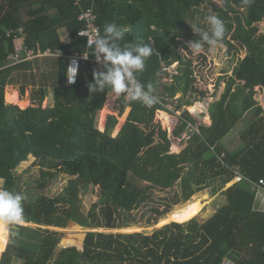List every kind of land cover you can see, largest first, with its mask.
<instances>
[{
	"label": "trees",
	"instance_id": "1",
	"mask_svg": "<svg viewBox=\"0 0 264 264\" xmlns=\"http://www.w3.org/2000/svg\"><path fill=\"white\" fill-rule=\"evenodd\" d=\"M204 1L210 0H81V7L93 5L101 35L106 24L116 23L126 29L121 46L143 41L154 49L137 78L146 88L152 85V95L161 104L147 107L121 94L117 115L108 114L100 130L97 116L112 90L89 92L93 71L88 63L79 68L75 84L66 83L68 56L86 48L85 38L78 36L84 27L78 20L80 7L74 0H0V179L2 188L25 196L23 222L45 227L19 225L4 251L0 246V264H221L223 258L234 264H264V208L251 190V181H264V108L256 99V88L264 90V33L258 29L264 22V0H217V15L226 26L219 44L236 61L231 74L225 73L223 93L208 105V126L198 124L185 109L193 105L191 98L198 91L191 61L180 51L186 41L200 39L189 19ZM15 35L23 36L28 47L60 49L64 56L6 65L7 56L18 47ZM174 63L176 73L156 94L158 81L167 77L162 68ZM10 85H18L21 94L30 87L28 106L21 108L18 91L10 99L18 96V102L5 101ZM169 99L176 101L175 110L184 107L171 135L180 138L188 123L197 128L178 152L171 151L172 140L155 118L166 126L162 111L170 113L165 107ZM169 120L172 125L174 119ZM240 121L245 127L229 144L227 136ZM29 156L41 167L34 192L18 187L15 173ZM237 173L242 179L221 191L224 201L204 220L170 222L151 234L96 230L128 227V213L147 203L153 189L171 192V204H178L208 188L215 194ZM58 174L69 177L59 194L36 192ZM216 180L221 183L217 187ZM96 186L98 200L84 213L79 196ZM68 224L75 228V237L62 239L63 231L48 228ZM6 226L0 222V229ZM81 227L89 229L84 237ZM60 241L83 243L81 250H56Z\"/></svg>",
	"mask_w": 264,
	"mask_h": 264
},
{
	"label": "rangeland",
	"instance_id": "2",
	"mask_svg": "<svg viewBox=\"0 0 264 264\" xmlns=\"http://www.w3.org/2000/svg\"><path fill=\"white\" fill-rule=\"evenodd\" d=\"M221 4L217 0H210V1H204L200 5V12L196 13L193 18L189 19V23L192 25L193 29L196 31V28H200L201 30L207 29L208 25L206 23V16L215 14L216 7H220ZM204 27V28H203ZM260 32L264 33V22L259 23L258 27ZM64 39V37H63ZM189 41L185 42V46L180 48V51L182 54L188 58L191 61V69H192V75L194 78L193 86L196 88L198 92L193 93V96L191 100L193 101V107H196L198 105L202 106L201 111L198 114H193L189 107H186L185 109L193 115L199 123L207 124V122L204 120L205 113H207L206 109H208V105L212 103L213 101L217 100L220 95L223 93L225 88V81L227 76L225 75L231 74L232 66L234 65L236 59H233L231 55H227L225 53V46L222 44H218L215 48H212L210 46H204L202 47L199 52L191 51L189 50ZM244 50L239 51V56H244ZM237 56V55H236ZM175 71L177 68V64H173ZM172 69V66L168 69V72ZM218 78H223L220 80V83L218 86L216 85V82ZM166 76L163 75L161 79L158 81V86L156 94H160L162 92L161 90V84L164 83L166 80ZM9 88V89H8ZM11 86H7L5 88L4 94H5V101L7 103L10 99H7L8 93L11 94ZM15 89L19 90L18 87ZM9 90V92H8ZM256 99L259 101V103L264 108V90L259 91L258 88H256ZM200 92H203L204 94H201ZM25 94V92H24ZM23 94V95H24ZM12 96V95H11ZM113 93L112 91L107 95V99L103 105V109L107 107L108 103H112L113 99ZM179 94L176 95L178 97ZM21 99H23L22 107L24 108L28 106L25 105V101L23 96H20ZM48 100H50V95L48 96ZM18 102V100L14 101ZM48 103V102H47ZM116 105L114 107L115 114L117 115V109H118V103L115 101ZM195 103V104H194ZM18 105V104H17ZM176 101L175 100H168L165 104V107L170 111V113L162 111L163 117L166 118L163 121L165 123L170 122V116L174 119L173 124L170 126H164L162 122L157 118L156 120L159 121L162 128L166 129L170 139L172 140V146L171 151L172 152H178L182 147H184L185 142L184 139L179 140L178 138H173L171 135V132L173 128L175 127L178 115L183 111L184 107L181 110H175ZM128 109V108H127ZM102 110L99 111L97 116V126H100V118L102 115ZM106 113V112H105ZM165 113L167 115H165ZM110 113H107V115ZM168 114L170 116H168ZM106 115V116H107ZM105 116V114H104ZM126 111L122 114V116L119 117L118 124H122L125 120ZM201 117V118H199ZM207 118V117H206ZM104 119V118H103ZM208 120V118H207ZM103 122V120L101 121ZM245 127L244 121H240L236 124V126L233 128L232 132L227 136L230 137L229 144L231 142L238 140V133H240L241 130H243ZM115 134V131L114 133ZM227 137L224 139L226 140ZM223 140V141H224ZM174 145H176L177 149L174 150ZM15 173L19 176V183L18 187H20L22 190L30 189L29 192H34V188L37 186V183L39 180H41V167L38 165V161H35V158L32 156H29L28 159L22 163H20L19 166L15 169ZM69 180V177L64 174H58V176L54 179H47L43 187H39L36 192L39 194H43L46 196H56L59 194L63 187L67 184V181ZM235 183V179L225 184L224 187H222L219 191H217L215 194H211L210 190L211 188L206 189L205 191H202L200 193H197L194 195L189 201L186 202H180L178 204H171V192H167V190H159V189H153L151 190V197L150 200L147 201V203L140 206L138 209L132 210L130 213H128L127 216V223L129 224L126 228H120V229H106V228H99L96 229L97 231H103L105 233H130V232H143L145 234H151L156 228L161 227L164 224L170 223V222H186L192 218H196L198 221L204 220L207 217L211 216L212 212L216 210L220 205L221 202L224 201V196L221 191L225 190L227 187ZM220 180L215 181L216 187L219 186ZM3 180L0 179V188H2ZM212 188H215L212 186ZM99 196V188L96 186L95 188H89L88 192L85 194H82L79 196L80 204H81V210L86 213L90 206L98 200ZM193 202V203H192ZM192 203V204H190ZM184 209L185 212L184 215L176 216L174 213H178L179 210ZM24 225L29 226L31 228L36 227H42L44 226L37 225L34 223H25L21 222L19 224L10 223L7 224L5 228L0 229V246L1 249L4 251L7 244H9L13 237L17 235L18 230L15 229V226ZM50 229L63 231L62 239L66 235H69L71 237H75V233H71L72 231H75V228L68 224V226L64 229L61 228H53L48 227ZM89 229L80 228L79 231H82V235L84 237L85 232H87ZM3 238L4 241H1ZM61 239V240H62ZM83 243V242H82ZM82 243L78 245L75 243L72 244H62L60 241L59 245L57 246V249L63 248L65 246H77L81 250ZM3 253V252H2ZM1 253V254H2ZM1 258V255H0ZM12 264H20L19 260H15L12 262Z\"/></svg>",
	"mask_w": 264,
	"mask_h": 264
},
{
	"label": "clouds",
	"instance_id": "3",
	"mask_svg": "<svg viewBox=\"0 0 264 264\" xmlns=\"http://www.w3.org/2000/svg\"><path fill=\"white\" fill-rule=\"evenodd\" d=\"M205 20L207 30L196 28L200 39L188 42L191 51L199 52L205 45L215 48L225 36L226 26L218 15H208ZM125 31L126 29L116 23H108L104 26L103 35L97 32L93 38L87 40L88 47L94 49L96 61L105 69L94 71L93 81L87 87L89 92L110 88L116 97L127 94L129 101H141L145 106L151 107L156 103V97L152 95V85L146 88L137 80V73L145 69V61L153 54V46L143 41L121 46L119 42L124 39ZM84 58L87 59V56L84 55ZM72 68L71 76L68 77L69 83L75 82L77 73V67ZM24 200L22 193L0 188V222L21 223L24 219Z\"/></svg>",
	"mask_w": 264,
	"mask_h": 264
},
{
	"label": "built area",
	"instance_id": "4",
	"mask_svg": "<svg viewBox=\"0 0 264 264\" xmlns=\"http://www.w3.org/2000/svg\"><path fill=\"white\" fill-rule=\"evenodd\" d=\"M80 2H81V0H74V4L80 7L79 8V14H78V20L84 22V27L78 32V35L82 36L86 39V48H85V51L81 54L68 56L67 77H66V83L68 85H73L76 83L78 70L82 65H84L86 63L89 64V67L93 72L105 70L103 68L102 64L98 63L96 61L95 56H94V54H95L94 49L89 48L88 44H87V40L93 38L97 34V32H99L101 34L100 28L95 22L96 15L94 13V7H93V5H90L89 7H86V8L81 7ZM18 32L22 33L23 29L19 28ZM10 33H11V31H8L7 35H9ZM16 37H17L16 39H18V47L15 50V52H13L7 56L6 65H14V64H17L20 62L31 61L33 59L40 58V57H46V56H51V57L64 56V54L62 53V51L60 49H56V48L52 49L49 47L43 49L39 44H36L35 47H28L24 43V37L23 36H21V37L16 36ZM84 55L87 56V59L84 58ZM73 66L77 67L75 82L69 83L68 77L71 76V73L73 71V68H72ZM171 66H172V69L168 72V69ZM162 70L167 73V77L165 80H167V79L170 80L172 74L176 73L173 64L170 65L169 67H163ZM137 80L140 82V80L138 78H137ZM125 96H126V98H128L127 94H125ZM153 96H155V95H153ZM156 102L161 104V102L158 99H156ZM192 130H197L196 126L188 123L187 132L186 133L184 132L182 134V136L178 139L179 140L184 139V142H186V140L189 137L188 133ZM223 156H224V154L222 153L219 156V159L221 160L223 158ZM234 179H235V182H238L242 179V176L239 175V173H237V175L234 177ZM251 182H252L251 190L255 192L257 198L260 200V205L264 208V181L262 179H259L258 181H251ZM221 264H234V262H232L231 260H229L227 258H223Z\"/></svg>",
	"mask_w": 264,
	"mask_h": 264
},
{
	"label": "crops",
	"instance_id": "5",
	"mask_svg": "<svg viewBox=\"0 0 264 264\" xmlns=\"http://www.w3.org/2000/svg\"><path fill=\"white\" fill-rule=\"evenodd\" d=\"M65 38V37H64ZM11 86V94L10 93H8V95H7V99H12V97H15V95H13L14 94V92L15 93H17V91H18V95H19V97L20 96H23L24 97V101L26 102L25 103V105L27 104V105H29V103H30V100H29V94H30V87L29 86H27L26 88H25V94L23 95V94H21L20 93V90H17V89H15L16 87H18L19 88V86L18 85H16V86H12V85H10ZM9 89V88H8ZM8 92H9V90H8ZM12 95V96H11ZM17 95V94H16ZM116 99H117V97L116 96H113V99H112V103L111 102H109L108 103V105H107V107H108V109L106 110V113H105V116H104V119H103V122H101L102 120H101V118H100V125L101 124H103V128H104V122H105V119H106V115H107V113H110V114H115V111H114V107H115V105H116V103H115V101H116ZM16 100H18V96H17V99ZM16 100H12V101H9V102H14V101H16ZM49 100H48V97L44 100V103H43V105H46L47 104V102H48ZM195 104V103H194ZM107 107H105V109L107 108ZM104 110V109H103ZM208 109H206V111H207ZM125 111H126V115H127V113H128V111H129V109H125ZM164 112H166V111H164ZM199 113V112H198ZM116 115V114H115ZM165 115H167L166 113H165ZM168 116H170L169 114H168ZM126 117V116H125ZM203 117H205L204 118V120L207 122V126L208 125H210V123H211V121H210V118H209V115H208V111H207V113H205V115L203 116ZM208 118V120H207V118ZM170 118L171 119H173L171 116H170ZM199 118H201V117H199ZM118 119H119V117H118ZM198 122V121H197ZM199 123V122H198ZM170 126L171 124H170V122H168V123H166V126ZM121 126V124H118L117 126H116V128H115V134H116V132H117V130L119 129V127ZM98 128L100 129V130H103V128H100V126L98 125ZM186 133V132H185ZM175 147H174V150H176L177 148V146L176 145H174ZM214 212V211H213ZM212 212V213H213Z\"/></svg>",
	"mask_w": 264,
	"mask_h": 264
},
{
	"label": "bare ground",
	"instance_id": "6",
	"mask_svg": "<svg viewBox=\"0 0 264 264\" xmlns=\"http://www.w3.org/2000/svg\"><path fill=\"white\" fill-rule=\"evenodd\" d=\"M108 109V107L106 108V109H104V110H102V115H101V117H102V120H103V118H104V114H105V112H106V110ZM189 109H190V111L193 113V114H198V112H200L201 111V109H202V106H200V105H198V106H196V107H193V106H191V107H189ZM168 113V112H167ZM180 115V114H179ZM178 115V116H179ZM193 116V115H192ZM194 117V116H193ZM178 118V117H177ZM195 118V117H194ZM196 119V118H195Z\"/></svg>",
	"mask_w": 264,
	"mask_h": 264
},
{
	"label": "water",
	"instance_id": "7",
	"mask_svg": "<svg viewBox=\"0 0 264 264\" xmlns=\"http://www.w3.org/2000/svg\"><path fill=\"white\" fill-rule=\"evenodd\" d=\"M15 229L18 230L19 229L18 226H15ZM9 242H11V241H9Z\"/></svg>",
	"mask_w": 264,
	"mask_h": 264
}]
</instances>
